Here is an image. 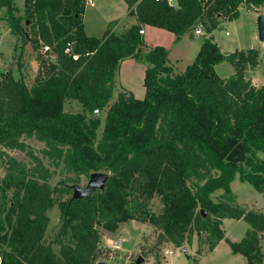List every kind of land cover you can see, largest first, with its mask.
Segmentation results:
<instances>
[{
  "label": "trees",
  "instance_id": "1",
  "mask_svg": "<svg viewBox=\"0 0 264 264\" xmlns=\"http://www.w3.org/2000/svg\"><path fill=\"white\" fill-rule=\"evenodd\" d=\"M124 1L139 24L118 34L115 21L97 38L85 31L86 0H28L26 10L55 59L30 88L11 72L0 75V264H94L98 228L115 233L132 221L157 226L177 247L195 232L206 233L213 251L225 240V219L249 224L241 242L228 243L246 264H261L264 213L242 209L231 187L239 174L264 192V86L247 78L259 66V52L223 53L212 33L221 19L232 22L241 7L258 8L264 0H179L180 9L170 0ZM3 8L19 34L14 0H0ZM199 23L208 37L180 74L168 65L169 51L148 48L140 34L148 25L178 42ZM129 59L147 66L146 96L139 100L122 90L110 105L116 73ZM225 62L236 73L222 79L216 66ZM96 110L106 114L101 137ZM25 139L44 144L42 158ZM10 150L26 152L30 163ZM98 172L111 173L106 188L73 200L81 176ZM57 175L64 179L52 186ZM156 197L164 206L159 215L150 210ZM56 206L61 225L46 242L48 213Z\"/></svg>",
  "mask_w": 264,
  "mask_h": 264
},
{
  "label": "rangeland",
  "instance_id": "2",
  "mask_svg": "<svg viewBox=\"0 0 264 264\" xmlns=\"http://www.w3.org/2000/svg\"><path fill=\"white\" fill-rule=\"evenodd\" d=\"M121 1L122 0H97V2L95 1V6H92L88 3L89 0H87L84 13V27L88 36L101 38L104 35L108 23L111 22L113 18L117 16L123 17V4L121 6L123 2ZM27 3L28 0H16L15 9L12 12L13 20L21 30L19 34L12 32L10 23L5 20L10 16H8L7 10L5 8L0 10V75L5 72H11L16 80H23L30 88L35 85L39 78L44 76V74L48 75L51 71L52 66L50 63L53 61L55 54L53 50L49 53L44 52V47L47 44L41 40V32L36 17L26 10ZM253 17L254 16L251 14L243 11L239 18L236 19L237 21L235 23H223L217 29L216 37L225 50H232L236 47L242 49L250 48L256 45V42H253L251 39L252 28L250 19ZM27 21H30L29 25H27ZM127 22H134V20L122 18L116 26L115 32L118 34L126 32L127 30L124 28ZM198 26L196 25L193 34ZM200 27L204 30V35L206 36L205 29L201 25ZM143 29L147 31V36L154 45L158 44L170 47L169 41L175 39L172 33L156 31L157 34H154L153 30L149 28L143 27ZM227 32L230 36L226 35ZM196 38V41L185 40L179 49L175 50L173 62L177 73H182L184 68L196 59L200 50L197 49L196 51L197 43L202 41V37L197 36ZM258 52L259 66L255 70H248L247 78L252 80L253 76H255L257 82H262L264 81V59L262 58L264 46H262V43H260ZM234 70L235 68L231 64L224 63L218 68L217 74L220 77L227 78L234 74ZM144 77L145 67L138 61L120 66L116 73V94L111 100L110 105L117 100V96L123 89L130 90L136 99L143 100L146 93L144 88ZM72 107H74V109H79V105L77 107L76 103H74ZM97 115H99L102 121L99 131V137H101L106 114ZM25 143L28 145L29 151H32L41 158L43 157V143L35 139H25ZM9 154L20 162L30 163V159L26 152L10 150ZM261 157L264 158L263 155H261ZM44 162L46 165L49 164L46 159H44ZM51 170H54V167H51ZM106 173L111 174L110 172ZM4 176L5 168L3 167L0 170V180H2ZM68 177L72 176L69 175ZM63 179V176L57 175L50 183L52 186H56ZM89 179L90 177L83 175L77 185L86 187ZM232 189L235 193L237 204L246 212L255 210L264 212V192H258L249 183L242 182L239 174L236 175L232 182ZM8 195L9 200H11L13 190H10ZM220 196L221 193H217L213 198L218 201ZM66 198H68V196H66L65 199ZM163 207V203L159 197H156L150 204L151 212L157 215L162 212ZM48 215L50 222L47 230L46 242H51L55 238L61 225L60 209L56 206ZM227 222V224L223 222L221 225L227 242H222L219 250H217L218 252L209 250V243L206 241L208 234L206 233L199 234L195 232L191 235L190 242L185 241L180 247L173 244L166 236L165 241L158 246V248H155L159 235L163 232L151 223L142 224L132 221L121 225L120 229L115 233H110L104 231L102 228H98L101 233V242L97 250L98 257L94 264H135L140 256L145 259L143 264H238L241 258L245 261V257L235 258L228 252L230 250V245L228 243L229 240L226 239V232L231 241L239 243L241 236H243L245 234L244 232H246L248 228L250 229V227L243 219L242 221L228 220ZM259 237L261 239V264H264V233L259 234ZM118 240L123 241V245L120 249H116L113 245ZM109 242L113 244L110 243L109 245ZM183 248H187L189 255L183 252ZM54 251L56 254H59L60 248L55 245ZM166 251H172L173 254L167 256L165 254Z\"/></svg>",
  "mask_w": 264,
  "mask_h": 264
},
{
  "label": "crops",
  "instance_id": "3",
  "mask_svg": "<svg viewBox=\"0 0 264 264\" xmlns=\"http://www.w3.org/2000/svg\"><path fill=\"white\" fill-rule=\"evenodd\" d=\"M16 0H14V2H15ZM95 1L97 2V0H94V1H92V0H89V2L88 3H90L92 6H95ZM121 2H123V3H121V6H122V4H123V7H122V16L123 17H121V16H117V17H115V18H113L112 19V21L111 22H109L108 23V25L110 24V23H112V22H115V21H117V23L119 24V22H120V20L122 19V18H129V19H131V20H134V22H127V24H126V26H125V30H129L131 27H133V26H135V25H138L139 23H138V20H137V17L135 16V15H133V14H131V10L132 9H130L129 8V6L127 5V3L124 1V0H122ZM86 3H87V0H86ZM86 8V7H85ZM135 9V7L133 8V10ZM243 11H246L247 13H249V14H251L252 16H254L253 18H251L250 20H251V28H252V30H251V32H252V41L253 42H256V45L255 46H252V47H250V48H238V47H236V48H234V49H232V50H225L223 47H222V45H221V43L218 41V39H217V37H216V32H217V29L223 24V23H235L237 20H234V21H232V22H230V21H226V20H223V19H221L220 20V23H219V26H218V28L212 33V35H213V37H214V39H215V41H216V43L218 44V46L220 47V49H221V51L223 52V53H234V52H236V51H247V50H250V49H260V41H259V37H258V29H257V19H258V17L260 16V15H264V6H261V7H258V8H255V7H253V8H248V7H246V6H243V7H241L240 8V10H239V12H240V15H241V13L243 12ZM120 17V18H119ZM83 21H84V16H83ZM132 23V24H131ZM117 24V25H118ZM199 25V26H198ZM200 23L199 24H197V29L195 30V33L193 34V32H192V34H188V35H185V36H183L178 42H176V36H175V39L173 40H170L169 41V43H170V47H166V46H164V45H158V44H152L151 42H150V38L147 36V31H145L144 29H143V27H146V28H149V29H151V30H153V32H154V34H157L156 33V31H160V32H166V33H171V32H169V31H166V30H164V29H160V28H156V27H152V26H148V25H141V28H142V30H144L145 32H144V34L142 35L143 36V38H144V40H145V43H146V46L148 47V48H154V47H156V46H162V47H165L168 51H169V62H168V65L170 66V67H172L173 69H174V71H175V73H177L176 72V69H175V64H174V60H173V55H174V53H175V50H178L179 49V47L183 44V42L185 41V40H192V41H196L197 40V36H200V37H202V41H200V42H198L197 43V47H196V51H197V49H201V46H202V43L204 42V39L206 38V37H208V35H204V30L203 29H201V27H200ZM202 26V25H201ZM108 27V26H107ZM198 29H200L201 31H202V34H200V35H197L196 34V31L198 30ZM106 30H107V28H106ZM105 30V31H106ZM105 33V32H104ZM87 34V33H86ZM88 35V34H87ZM226 35L227 36H230V34L227 32L226 33ZM210 36V35H209ZM262 46H264L263 45V43H262ZM200 51V50H199ZM0 53H1V49H0ZM199 53V52H198ZM197 56H198V54H197ZM133 61H136V60H134V59H129V60H126V61H124V62H122V64H121V66H123V65H125V64H130L131 62H133ZM195 61V60H194ZM193 61V62H194ZM192 62V63H193ZM141 63V62H140ZM191 63V64H192ZM226 63V62H225ZM191 64H189V65H191ZM222 64H224V63H222ZM222 64H220V65H218V66H216V72H217V70H218V68L222 65ZM144 65V67H145V72H146V65L145 64H143ZM189 65H187L185 68H184V70H183V72L186 70V68L189 66ZM182 72V73H183ZM236 73V70H234V74ZM178 74V73H177ZM180 74V73H179ZM233 74V75H234ZM232 75V76H233ZM231 77V76H230ZM222 79H227V78H229V77H227V78H224V77H221ZM144 79H145V77H144ZM252 81H253V84L256 86V87H258V88H261V87H263L264 86V81H262V82H257V79L255 78V76H253V79H252ZM145 88V87H144ZM123 90H126V89H123ZM126 91H128V92H130V93H132L130 90H126ZM145 92H146V89H145ZM115 94H116V90H115V92H114V96H115ZM133 94V93H132ZM145 96H146V93H145V95H144V98H145ZM232 187V186H231ZM233 188H234V186H233ZM233 190V189H232ZM234 192V191H233ZM235 194V193H234ZM255 211H257V210H255ZM257 212H259V213H264V212H261V211H257ZM228 220H234V219H225L223 222H226L225 224H227L228 222ZM236 221H242V220H236ZM245 222V221H244ZM247 223V222H246ZM248 224V223H247ZM249 225V224H248ZM250 227V226H249ZM249 229V228H248ZM248 229H247V231H248ZM247 231L246 232H244L245 234L243 235V236H241V239L239 240V242H241L244 238H245V236H246V233H247ZM226 239H228L230 242H233V241H231L229 238H228V233L226 232ZM224 241H226V240H223V241H221L220 243H219V245L213 250L214 252L215 251H217V250H219V248H220V246L222 245V242H224ZM227 242V241H226ZM233 243H238V242H233ZM186 250H187V248H185ZM212 251V252H213ZM218 252V251H217ZM229 253H231V255H233L235 258H241V257H245V256H243L242 254H234L233 252H232V250H231V248H230V250L228 251ZM186 255H189L188 254V250H187V254ZM168 256H170V255H168ZM205 257V256H204ZM189 259H190V257H189ZM237 260V259H236ZM239 263L238 264H246L248 261H247V258L245 257V261L244 260H242V258H241V260L240 261H238Z\"/></svg>",
  "mask_w": 264,
  "mask_h": 264
},
{
  "label": "water",
  "instance_id": "4",
  "mask_svg": "<svg viewBox=\"0 0 264 264\" xmlns=\"http://www.w3.org/2000/svg\"><path fill=\"white\" fill-rule=\"evenodd\" d=\"M170 5L174 7L175 9H180L179 0H170ZM30 22H27V25H29ZM257 29H258V37L259 41L261 43H264V15H260L257 19ZM262 58L264 59V54L262 55ZM110 178V175L108 173L104 172H98L93 173L90 176L89 182L86 187H81L79 185L73 186V200L75 199H84L87 198L97 191H103L106 188V184ZM203 216H206V212L204 211ZM166 239V235L164 233H161L159 235V239L157 244L155 245V248H158ZM183 252L187 254V250L183 248ZM145 262V259L140 256L135 264H143ZM104 264V263H99Z\"/></svg>",
  "mask_w": 264,
  "mask_h": 264
},
{
  "label": "built area",
  "instance_id": "5",
  "mask_svg": "<svg viewBox=\"0 0 264 264\" xmlns=\"http://www.w3.org/2000/svg\"><path fill=\"white\" fill-rule=\"evenodd\" d=\"M157 1H161V0H157ZM144 32H145L144 30H141V31H140V34L143 35ZM196 34H197V35H200V34H202V31H201L200 29H198V30L196 31ZM263 45H264V43H263ZM69 46H70V45H69ZM51 51H52L51 47L48 46V45H45V47H44V52H45V53H49V52H51ZM67 52H69V51H67ZM52 59H53V57H52ZM54 59H55V57H54ZM54 59H53V60H54ZM95 114H100V112H99L98 110H96V111H95ZM110 243L113 244L112 242H109V245H110ZM113 245L115 246L116 249H120V248L122 247V245H123V241H122V240H118V241H116ZM165 254L168 256V255H172L173 252H172V251H166Z\"/></svg>",
  "mask_w": 264,
  "mask_h": 264
}]
</instances>
